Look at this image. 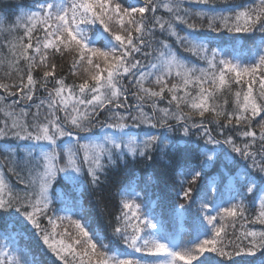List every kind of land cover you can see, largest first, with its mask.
I'll list each match as a JSON object with an SVG mask.
<instances>
[{
    "label": "snow or ice",
    "instance_id": "6c2138e0",
    "mask_svg": "<svg viewBox=\"0 0 264 264\" xmlns=\"http://www.w3.org/2000/svg\"><path fill=\"white\" fill-rule=\"evenodd\" d=\"M216 2L37 0L27 8L19 6L12 24L6 26L0 17V139L34 142L25 157L0 145L8 173L24 185H12L0 164V220L5 222L0 264H40L27 242L20 244L24 233L18 224L35 229L61 264H219L213 257L199 259L205 253L231 264H253L233 258L264 253V0L223 8ZM159 10L168 15H157ZM179 25L188 31L181 35ZM221 33L229 34L227 39L238 34L237 40L245 34L252 45L244 51L235 45L226 48L219 43L226 38ZM168 37L196 59L179 56ZM141 57L151 59L144 63ZM69 75L76 80L66 83ZM229 94L234 95L232 111L226 109ZM162 101L165 107H160ZM206 114L211 118L206 120ZM173 121L184 136L197 135L212 146L201 149L185 141L192 151L184 153L187 166L176 172L181 177L177 196L189 208L199 202L195 221L203 238L182 245L153 210L145 211L146 187L138 191L133 182L118 193L120 214L111 239L91 226L82 208L76 218L49 215L59 179L71 185L79 207V197L98 189L109 168L128 157L150 161L156 152L167 156V133L176 130ZM212 124L221 138L213 136ZM225 130L238 133L242 143ZM257 140L259 152L253 150ZM217 161L222 162L220 171L202 186L199 182ZM222 186L230 188L227 199ZM209 191L215 193L212 200ZM56 195L65 204L71 199L62 192ZM184 211V204L176 209L178 216ZM43 220L50 228L42 226ZM257 224L259 229L247 227Z\"/></svg>",
    "mask_w": 264,
    "mask_h": 264
},
{
    "label": "trees",
    "instance_id": "16d2710c",
    "mask_svg": "<svg viewBox=\"0 0 264 264\" xmlns=\"http://www.w3.org/2000/svg\"><path fill=\"white\" fill-rule=\"evenodd\" d=\"M37 0H0V17L4 18L5 25H9L15 22L16 16L19 14V6L23 5L24 8H27L33 4H35ZM122 3H139L140 0H121ZM248 0H228L227 3H224L223 0H217L216 7L223 8L228 7L229 4H243L247 3ZM193 7H196L195 5ZM150 15V14H149ZM157 15L167 16L166 12L163 10H159ZM181 31V35L183 32L188 31L183 25L178 26V31ZM102 32V29L100 30ZM209 36H215V33H206ZM107 36V34H104ZM225 39L219 41V43L226 47L231 48L233 45L236 46L237 49L240 51H244L245 49H249L252 45V39H250L245 34H239L243 38L240 40L236 39L238 34H231L232 39H227L229 34L221 33L220 34ZM259 33L256 34L255 38L259 37ZM157 37L159 38V31H157ZM110 39V37H109ZM168 42L173 45V50L181 57H190L192 60H195V57H191L190 53L184 51L179 45L175 44V38L168 37ZM3 37H0V42H2ZM103 40L97 42V46H101ZM6 49L3 52L6 53ZM144 63H148L150 61L149 58L141 57ZM57 62H60V58L57 57ZM197 63H202L197 61ZM68 64H65V69H67ZM40 73L37 72L35 75H39ZM59 74V70H58ZM68 76L66 83H72L73 80H76V77ZM0 77H2V72H0ZM79 81L77 80V83ZM125 85L127 86V81H124ZM51 87V85H49ZM235 88V85L233 86ZM131 91H135L134 88L129 89ZM42 92H38L37 96L41 98ZM12 98H9L11 100ZM226 99L228 100V104L226 105V109L228 111L233 110V101L234 95L229 94ZM129 101H132L130 104H135L136 101L129 96ZM28 102H25L27 104ZM166 102H160V107H165ZM146 111H151L150 108L145 106ZM120 111H124L121 109ZM134 111V109H133ZM210 115L206 114V120L210 119ZM196 120H199V117H195ZM258 119V118H257ZM176 127L175 131L168 132L167 135L169 137L168 140V154L167 156L161 158L160 153L156 152L153 153L152 160H142L141 158L137 157L133 160L131 157L127 158L126 162L119 163L116 167H111L107 170V179L102 177V183L100 187L96 190L85 191L82 196L79 197V207H77L73 201L76 199V193L72 191L71 185L59 179L54 184V193H53V204H52V212H56L59 215L69 214V210L72 212L71 214L75 216V213L79 211L80 208L83 209L84 213L86 214L89 223L93 228L99 229L103 235L108 238H112V230L116 224V217L120 214V197L118 195L119 191L121 190L122 186L127 185L129 182H133L138 185V191L140 189H144L146 187L147 196V207L145 211L149 209L153 210L155 214H157L160 219L164 223V227L167 233L172 236L179 237L181 239L182 245H189L192 242H195L198 236L203 238V232H197L196 230V222L195 217L198 215V209L200 207L199 202L193 204L190 208L186 201L180 199L177 196V192L179 191V180L181 177L176 175L177 170L180 168L181 165L187 166L186 161L184 159V153L188 151H192L190 148H186L184 146L185 141H192L199 145L201 149H208L211 148V145H206L203 139L198 138L197 135H189L184 136L181 126H176L175 122H172ZM213 129V136L217 138H221L219 136V129L216 128L214 124L210 125ZM231 127V126H230ZM99 128H97L96 132H99ZM143 131H149L146 127L142 126ZM133 131L140 132L141 129H133ZM151 131L159 134L160 132L164 131L163 129H152ZM192 132H198L197 129H192ZM243 131V128H241ZM257 133L259 129H256ZM225 133L228 135H233V137L237 140L238 143H242L243 138L239 136L236 132H230L225 130ZM143 138V137H142ZM250 139V138H249ZM8 144L9 141H4L0 143V145ZM10 146L14 150V154L16 156L22 157V153L25 152L16 146L14 143H11ZM221 147H225L221 145ZM261 148L259 140H257L254 151L259 152ZM259 159V156L257 157ZM237 161L242 165L245 161L240 160L237 157ZM195 163H199V159L194 161ZM0 164L5 165L4 171L9 179V182L14 185L18 189L23 188V184L18 182L17 175L8 173L7 164L4 160V154L0 155ZM222 162L217 161L213 168L207 170L206 178H203L199 183L203 186L207 182V178H211L216 176V174L221 169ZM253 176L257 177L258 181L262 179L258 172H253ZM21 178H25V176L21 173ZM227 183V182H225ZM203 191V187L201 189ZM229 187H221V191L224 194L225 199L228 198L229 195ZM64 193L66 198L70 197L71 199L67 204L62 203L61 199L56 195L57 193ZM215 196V193L209 191L208 199L212 200ZM180 204L185 205L186 211H184L183 216H178L176 213V209ZM250 211L249 215H252L251 205H249ZM76 217V216H75ZM47 221H43L42 226L48 227L49 225L46 224ZM48 225V226H45ZM5 222L0 220V230L4 229ZM17 227L21 228V231L24 233L23 238L20 240V244L23 245L27 242L29 248H31L33 254H35L40 264H61V262L42 244L40 237L36 234L35 229H32L30 225L27 227H23L21 225H17ZM248 228H256L259 229L260 225H247ZM50 228V226H49ZM239 230V228H237ZM59 231V229H58ZM231 230H229V233ZM208 235H211L210 230L208 231ZM231 238V236H230ZM122 248L123 245H120ZM210 255L215 260L219 261V264H231L230 261H225L222 257L217 256L214 253H205L204 256L200 257L199 259H204L207 257L206 255ZM139 255V254H137ZM227 259V258H225ZM250 260L253 261V264H264V253H257L255 257H234L233 260ZM193 264H198V261H194Z\"/></svg>",
    "mask_w": 264,
    "mask_h": 264
},
{
    "label": "rangeland",
    "instance_id": "374dc122",
    "mask_svg": "<svg viewBox=\"0 0 264 264\" xmlns=\"http://www.w3.org/2000/svg\"><path fill=\"white\" fill-rule=\"evenodd\" d=\"M51 79V78H50ZM70 79H71V76H70ZM127 81V80H126ZM45 94L43 93V94H41V98H43V96H44ZM132 101H129V103H131ZM31 111H35V108L33 107L32 109H31ZM44 114H45V109L44 108H41V119H43V116H44ZM32 119V117H31V115L29 116V120H31ZM96 130H97V128L96 129H94V131L96 132ZM100 131V130H99ZM9 141V145L11 144V143H14V146H16L17 148H19V149H21V150H23V151H25V152H23L22 153V157H25L26 155H27V151H28V148L29 147H31L32 145H33V143L34 142H31V141H20V140H17V139H14V138H11V137H9L8 139H0V143H2V142H4V141ZM0 155H3V153H0ZM24 176H25V178H26V171H22L21 172ZM147 200V199H146ZM72 212L69 210V214L68 215H72L71 214ZM53 214H55V215H59V214H57L56 212H52V211H50L49 212V215H53ZM73 216V218H76L74 215H72ZM43 221H47V220H43ZM43 221H42V223H43ZM89 222V221H88ZM46 224H47V222H46ZM45 226H48V225H45ZM68 225H67V222H65V227H67ZM49 227V226H48ZM237 228H239V224L237 225ZM69 230L70 231H74V229H72V228H69ZM207 257H211L210 255H206ZM225 261H227L228 262V260L227 259H225V258H223Z\"/></svg>",
    "mask_w": 264,
    "mask_h": 264
}]
</instances>
